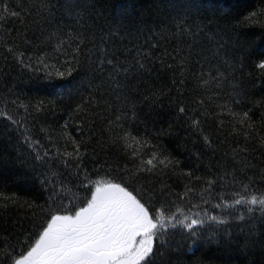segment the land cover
<instances>
[{
  "label": "snow or ice",
  "instance_id": "1",
  "mask_svg": "<svg viewBox=\"0 0 264 264\" xmlns=\"http://www.w3.org/2000/svg\"><path fill=\"white\" fill-rule=\"evenodd\" d=\"M245 25L264 6L0 0V264H264V31ZM172 121L201 145L187 166ZM21 178L42 200L9 193Z\"/></svg>",
  "mask_w": 264,
  "mask_h": 264
},
{
  "label": "trees",
  "instance_id": "2",
  "mask_svg": "<svg viewBox=\"0 0 264 264\" xmlns=\"http://www.w3.org/2000/svg\"><path fill=\"white\" fill-rule=\"evenodd\" d=\"M222 3L237 19L244 15H247L251 11L257 10L261 6H264V0H222ZM9 27H11V25H9ZM238 30L242 35L246 34L250 36L251 40L253 41V44L259 43L258 37L261 31H264V29H261L257 25L241 26ZM13 75H15V72H13ZM253 79L254 80L256 79L255 75L253 76ZM20 87H25V85L21 84ZM38 95H44V93L41 92L38 93ZM261 95H264V93H261L258 84L257 88L255 89V98L259 99ZM68 111H69L68 108H64L63 111H57L55 116H52L50 114L48 117L49 123H52L54 126L59 127V125L63 124L64 121L68 119ZM157 111L159 112L160 115L157 118L154 127L155 128L163 127L164 129L167 130L168 123L171 119V113L167 110V108L163 110L157 109ZM224 119L227 121L228 118L224 117ZM172 122L174 124L172 134L168 135L166 133L164 136L161 137L160 143L169 151H171L175 156H177L181 161H183L185 166H187L190 162L189 157L191 156V153L196 148H200L201 145L196 144L194 147L192 143L193 138L188 136V134L185 132L181 124H177L175 121ZM213 126H214V122H213ZM152 128L153 125L150 123L149 129ZM226 128H227V124H226ZM130 130H132L133 133L135 134L137 128L132 127ZM69 131H71L73 135H76L74 125L70 126ZM139 131L143 133L144 131L143 125L139 126ZM168 182L170 184H173V186L176 187L177 190H182V185H178L175 178L169 179ZM8 185H9L8 187L9 193L16 192L21 197H26L29 199L36 197L42 200V194L39 192V185L34 179L21 178L17 181V183H12V181H8ZM12 218H15L14 211L12 214ZM5 227H9V226L0 222V232H2Z\"/></svg>",
  "mask_w": 264,
  "mask_h": 264
}]
</instances>
